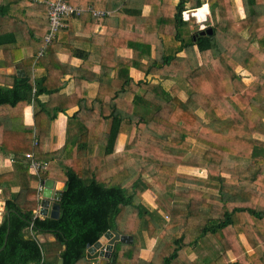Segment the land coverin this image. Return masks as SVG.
Returning <instances> with one entry per match:
<instances>
[{
  "label": "trees",
  "instance_id": "1",
  "mask_svg": "<svg viewBox=\"0 0 264 264\" xmlns=\"http://www.w3.org/2000/svg\"><path fill=\"white\" fill-rule=\"evenodd\" d=\"M40 1L47 15L38 24L0 2V68L20 61L25 69L11 86L0 82V153L14 159L0 187H19L0 222V248L9 228L0 264H58L46 260L38 233L56 236L61 264H94L86 250L108 230L133 237L115 243L109 264H264V0H242L244 16L237 0H66L118 9L64 16L44 54L24 57L22 47L39 52L50 30ZM206 1L212 26L199 29L195 11ZM31 103L35 125L13 131L12 118ZM60 113L69 115L67 140L44 153ZM30 152L57 159L65 181L58 218L34 213ZM184 165L207 175L180 172ZM209 237L221 255L198 252ZM153 238L146 260L141 251Z\"/></svg>",
  "mask_w": 264,
  "mask_h": 264
},
{
  "label": "crops",
  "instance_id": "2",
  "mask_svg": "<svg viewBox=\"0 0 264 264\" xmlns=\"http://www.w3.org/2000/svg\"><path fill=\"white\" fill-rule=\"evenodd\" d=\"M1 1H3V2L4 1L14 2V4H16L15 7L17 8V10H20V11H22L25 8V11H28L32 16L34 15L35 20L37 21V24L40 21L43 22V20L46 19V15H47L46 7L42 6L41 5L42 3H38V2H41L40 0H34L36 2H34L33 4L30 3V5L25 4L27 0H0V2ZM175 1H177V0H175ZM17 2H20V5H18ZM237 4H238V8H239L242 16H244L245 14H244V7H243L242 0H237ZM117 9L116 10L115 9L114 10L109 9V11L111 12L110 15H114L116 13ZM195 14L198 17L196 19H199V20H197V22H199V21L205 22L206 17L209 14L211 16V10H210L209 4L208 5L205 4L204 6L198 8L195 11ZM29 19H27V21H29ZM83 25H84V23L82 21H79L76 24V34L79 36L85 34L83 32ZM104 30H105V27L96 26V28H95V31H99V32H104ZM77 43L80 44V46L83 45V43L80 40L77 41ZM34 46H35V44H33V43L25 44L22 47L23 56L24 57H31L33 55L39 54L38 50L35 51ZM95 61H99L98 55L95 56ZM72 62L73 63H79V60H73ZM14 74H16L18 76H23L25 74V69H24L22 62L18 61L10 67H1L0 68V82L2 84H6V85L11 86V84L13 83V75ZM75 110H76V108L68 110V114L69 115L72 114V112ZM35 112H36V106L34 103L27 105L25 107L22 115H19V116L12 118V121H11L12 122V130L17 131V132H22V131H24L25 125L26 126H34L35 125ZM68 114L60 113L58 118L55 120V122L53 124V128L51 130V135L49 137H47V139L44 143V148H43L44 153L54 151V150H58L66 142L67 136H68V133H67V121H68V116H69ZM33 135L37 136L36 128H34ZM125 143H126V135L122 134L119 138L117 151H121L124 148ZM120 145L122 147H120ZM201 147H202L201 145H195L194 151L195 152L201 151ZM33 154H34V152H33ZM47 163H48V169L53 171V174H54V175H49V177H47V178H52V179L56 180L57 186H58L57 188H61L63 185H65V181L62 180L60 177H58L59 176V173H58L59 172V166L57 163V159L48 160ZM193 169L201 171L202 173H205L204 176L207 175V172L205 169L197 168V167H193V166H187V165L181 166L179 168V171L189 173V174L198 175V174L191 172V170H193ZM12 170H14V159H13L12 154L10 152H4V151L1 152L0 153V172H4V171L11 172ZM198 176H202V174H200ZM47 178H43V181ZM38 182H39V177H38V180H36L32 184L36 188V190L38 187ZM17 189H19V187H13L12 190L8 189V188L3 189L0 187V222L3 220V217H4L6 200L12 196L11 191L15 192V190H17ZM38 197L39 196H38V190H37V194H36L37 206L34 209V213H35V215L44 217L40 214V201H41V199H39ZM152 199H149V200L152 201ZM152 222L156 227L159 226L155 221H152ZM36 236H37L38 240L42 243V246H43L44 251H45L46 260L47 261H54V260L58 259V261H57L58 264H61L63 262V259L61 257H59V253L61 251V246L57 243L56 236L51 234V233H38V234H36ZM243 240H244V244L246 245L247 249L250 250V246L248 245V243L244 237H243ZM157 244H158V239L153 238L150 241V245L148 247H145L142 249L141 257L148 260L151 256L152 251L157 246ZM64 247L65 246H62V249H64ZM87 259H89V258L87 257ZM89 260H94L93 261L94 264H100L99 259H89Z\"/></svg>",
  "mask_w": 264,
  "mask_h": 264
},
{
  "label": "water",
  "instance_id": "3",
  "mask_svg": "<svg viewBox=\"0 0 264 264\" xmlns=\"http://www.w3.org/2000/svg\"><path fill=\"white\" fill-rule=\"evenodd\" d=\"M202 33H206V30L202 31ZM57 187L56 180L52 178H47L44 180V188L40 201V214L44 217L58 218L60 215V199L62 197L65 185H63L61 188ZM9 214L10 213L7 212V217H9ZM8 232L5 237V242L0 248V252L6 245ZM132 240V235L121 234L117 230H108L100 237L97 242L88 246L86 250V256L89 259H99L100 264H109L115 243L117 241L131 242Z\"/></svg>",
  "mask_w": 264,
  "mask_h": 264
},
{
  "label": "built area",
  "instance_id": "4",
  "mask_svg": "<svg viewBox=\"0 0 264 264\" xmlns=\"http://www.w3.org/2000/svg\"><path fill=\"white\" fill-rule=\"evenodd\" d=\"M45 2L49 6L50 30L45 37V43L43 47L40 49L38 55L44 54L45 47L49 45L52 42V40L55 38L57 30L60 27L66 25L65 23L62 22L64 16L81 15L86 11L91 12L94 16L98 18L111 14L109 10L96 9L93 6H88V7L76 6L67 2L66 0H45ZM205 4L208 5L207 1L204 2L202 6H204ZM184 15H185L184 16L185 19H188V14L185 13ZM36 143L37 141H34V144ZM26 157L30 159V171L33 174L38 175L39 177L37 190L39 196L38 198L41 199L44 188V181L40 177V173L48 169V163L35 159L33 152L27 153Z\"/></svg>",
  "mask_w": 264,
  "mask_h": 264
},
{
  "label": "rangeland",
  "instance_id": "5",
  "mask_svg": "<svg viewBox=\"0 0 264 264\" xmlns=\"http://www.w3.org/2000/svg\"><path fill=\"white\" fill-rule=\"evenodd\" d=\"M185 13H183V18H185L184 15ZM198 18V17H197ZM196 20H199V19H196ZM198 26H199V29H202V28H204V29H207V28H209V27H211L212 26V16H210V14L206 17V20H205V22L204 21H199L198 22ZM247 79V78H246ZM182 81V80H181ZM247 81H250V80H247ZM182 85L186 88V89H189V86H188V84L185 82V81H182ZM165 109L167 110V109H170L171 110V106H166L165 108H163L162 109V111H165ZM12 123V122H11ZM123 139V138H122ZM121 139V140H122ZM123 141V140H122ZM120 147H122L121 145H120ZM191 172H193V173H195V174H198V175H200V174H202V176H204L205 175V173H202L201 171H198V170H195V169H193V170H191ZM156 188H158V189H160L159 188V186L158 185H156ZM145 196H146V198H148V199H152L153 198V192H151V191H147L145 194H144ZM215 239L212 237H209V238H207V239H205L204 241H202V243H201V246L203 247V248H198V252L200 251L201 252V254L203 253V254H205V255H207V254H209V252H213V253H215L216 255H215V257H217L218 256V254L219 255H221L222 254V249L215 243ZM231 259H234L233 257H230ZM210 263H212V264H215V261H214V259H212V260H210ZM216 264H217V262H216Z\"/></svg>",
  "mask_w": 264,
  "mask_h": 264
}]
</instances>
